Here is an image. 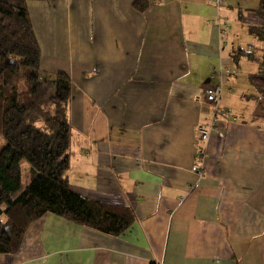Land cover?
Segmentation results:
<instances>
[{
    "label": "crops",
    "instance_id": "1",
    "mask_svg": "<svg viewBox=\"0 0 264 264\" xmlns=\"http://www.w3.org/2000/svg\"><path fill=\"white\" fill-rule=\"evenodd\" d=\"M134 1L27 3L42 68L72 79L71 187L129 207L132 225L112 235L48 212L0 264H264V97L232 68L247 49L235 32L264 25L260 0ZM220 84L231 114L204 142Z\"/></svg>",
    "mask_w": 264,
    "mask_h": 264
},
{
    "label": "trees",
    "instance_id": "2",
    "mask_svg": "<svg viewBox=\"0 0 264 264\" xmlns=\"http://www.w3.org/2000/svg\"><path fill=\"white\" fill-rule=\"evenodd\" d=\"M147 0H135L144 10ZM28 0H0V253L19 250L29 225L51 212L80 225L119 235L132 209L76 193L70 184L72 79L41 66V48ZM256 11L264 15V0ZM264 41V25L251 26ZM260 64L250 80L264 97V55L238 49ZM150 264H159L151 261Z\"/></svg>",
    "mask_w": 264,
    "mask_h": 264
},
{
    "label": "rangeland",
    "instance_id": "3",
    "mask_svg": "<svg viewBox=\"0 0 264 264\" xmlns=\"http://www.w3.org/2000/svg\"><path fill=\"white\" fill-rule=\"evenodd\" d=\"M234 31V30H233ZM238 35L235 37L239 45H242L243 48H249L255 51L257 55H264V47L259 42L258 38L251 30H240L235 32ZM236 43V42H235ZM251 44V45H250ZM237 45V46H239ZM236 46V47H237ZM231 47H227L226 51H229ZM238 49V48H237ZM230 53V52H229ZM234 53V52H233ZM233 70L235 71V77H238V80L246 79L251 73L258 72L260 70V64L255 59H251L246 55H243L238 60L232 61ZM7 144L6 139H0V150Z\"/></svg>",
    "mask_w": 264,
    "mask_h": 264
},
{
    "label": "built area",
    "instance_id": "4",
    "mask_svg": "<svg viewBox=\"0 0 264 264\" xmlns=\"http://www.w3.org/2000/svg\"><path fill=\"white\" fill-rule=\"evenodd\" d=\"M217 5L220 6L223 4L224 0H216ZM224 32H226L224 30ZM222 89L223 86L220 85H214L206 88L205 90V96L207 100L213 104L214 107V117L213 120L211 121L210 124L208 125H199L197 128V132L199 135V138L201 141L206 142L209 139L210 133L212 129L214 128L216 122L218 121L219 117L221 116H228L231 114V111L229 108L220 105V100L222 97ZM196 156L201 162L203 158L205 157V147L204 146H199L197 148Z\"/></svg>",
    "mask_w": 264,
    "mask_h": 264
}]
</instances>
